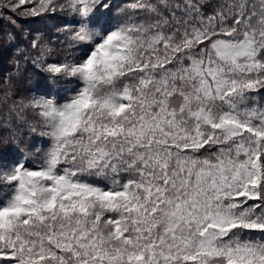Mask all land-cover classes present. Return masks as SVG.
Wrapping results in <instances>:
<instances>
[{
    "label": "snow or ice",
    "instance_id": "obj_1",
    "mask_svg": "<svg viewBox=\"0 0 264 264\" xmlns=\"http://www.w3.org/2000/svg\"><path fill=\"white\" fill-rule=\"evenodd\" d=\"M0 21V264H264V0Z\"/></svg>",
    "mask_w": 264,
    "mask_h": 264
},
{
    "label": "trees",
    "instance_id": "obj_2",
    "mask_svg": "<svg viewBox=\"0 0 264 264\" xmlns=\"http://www.w3.org/2000/svg\"><path fill=\"white\" fill-rule=\"evenodd\" d=\"M6 27L3 21H0V32ZM12 52L5 48H0V80L9 72L13 70L11 64Z\"/></svg>",
    "mask_w": 264,
    "mask_h": 264
}]
</instances>
